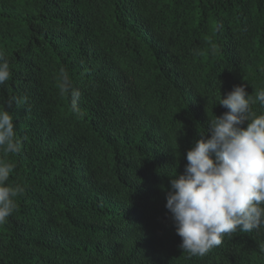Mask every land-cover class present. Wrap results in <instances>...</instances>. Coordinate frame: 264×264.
Listing matches in <instances>:
<instances>
[{"label":"trees","instance_id":"trees-1","mask_svg":"<svg viewBox=\"0 0 264 264\" xmlns=\"http://www.w3.org/2000/svg\"><path fill=\"white\" fill-rule=\"evenodd\" d=\"M0 53V95L28 97L10 109L20 152L0 151L25 189L0 264H264V229L190 258L165 208L219 92L264 88V0H0Z\"/></svg>","mask_w":264,"mask_h":264},{"label":"clouds","instance_id":"clouds-1","mask_svg":"<svg viewBox=\"0 0 264 264\" xmlns=\"http://www.w3.org/2000/svg\"><path fill=\"white\" fill-rule=\"evenodd\" d=\"M12 76L0 53V87H6ZM58 87L78 112L81 92L65 69L59 71ZM257 102L264 109V88L255 97L244 84L234 86L223 98L219 92L217 103L226 111L208 117L206 127L184 153L183 172L176 171V156L173 171L165 174V208L180 237L178 247L190 258L204 257L226 235L264 229V111L252 110ZM27 103V96L0 95V151L5 154L19 153L22 146L10 109ZM13 171V164L0 160V225L16 211L15 198L25 190L9 184Z\"/></svg>","mask_w":264,"mask_h":264}]
</instances>
